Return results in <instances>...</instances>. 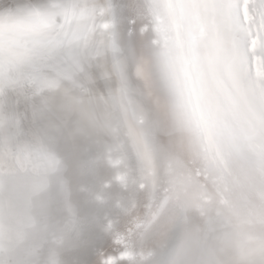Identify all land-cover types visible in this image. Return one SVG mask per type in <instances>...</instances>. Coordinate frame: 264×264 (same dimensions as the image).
<instances>
[{"label": "snow or ice", "instance_id": "snow-or-ice-1", "mask_svg": "<svg viewBox=\"0 0 264 264\" xmlns=\"http://www.w3.org/2000/svg\"><path fill=\"white\" fill-rule=\"evenodd\" d=\"M138 9L0 0V264H264V0Z\"/></svg>", "mask_w": 264, "mask_h": 264}, {"label": "bare ground", "instance_id": "bare-ground-1", "mask_svg": "<svg viewBox=\"0 0 264 264\" xmlns=\"http://www.w3.org/2000/svg\"><path fill=\"white\" fill-rule=\"evenodd\" d=\"M116 3L123 9V11L118 14V19L121 25L127 28L128 21L138 13V5L142 3V0H116Z\"/></svg>", "mask_w": 264, "mask_h": 264}, {"label": "clouds", "instance_id": "clouds-1", "mask_svg": "<svg viewBox=\"0 0 264 264\" xmlns=\"http://www.w3.org/2000/svg\"><path fill=\"white\" fill-rule=\"evenodd\" d=\"M101 135H103V134L101 133ZM65 178L67 179V181L69 182V185L73 189H76L78 187V184L76 183V181L78 179V172L74 166L69 167V169L66 172Z\"/></svg>", "mask_w": 264, "mask_h": 264}]
</instances>
